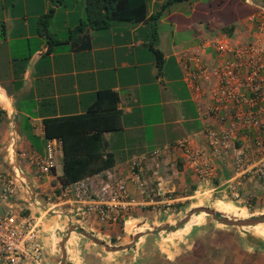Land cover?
Wrapping results in <instances>:
<instances>
[{
    "label": "crops",
    "instance_id": "1",
    "mask_svg": "<svg viewBox=\"0 0 264 264\" xmlns=\"http://www.w3.org/2000/svg\"><path fill=\"white\" fill-rule=\"evenodd\" d=\"M164 1L147 0V16L156 13V6L161 7ZM199 2L201 0L175 1L188 4L185 8L181 6L186 9L185 14L174 10L168 12V19L181 15L191 21L205 22L211 30L208 19L212 17L206 19L208 13L202 6L200 11ZM218 5L223 10L211 19L216 22L214 33H197L194 43L188 47L174 44L170 50L168 47L163 50L154 45L162 53L159 68L149 46L152 43L149 22H121L106 30L88 29L70 40V30L84 19V0H60L58 3L53 0H0V109L4 111L0 118V171L17 177V190L10 198L16 210L40 222L37 242L43 250L42 264H60L61 260L63 264H102L99 249L104 247L85 237L81 230L110 246L129 244L134 234L152 231L141 235L128 248L104 249L105 253H111L106 256L108 260H119L114 264H264L262 226L254 228L256 235L253 232L235 234L231 228L237 226H216L213 218H207L210 215L198 212L174 230L161 229L164 225L175 226L170 222L181 218H176L177 215L183 213L185 217L197 206L210 207L222 214L236 212L245 216L251 205L256 208L259 202H264L261 186L254 182L242 186L240 199H232L227 188L229 172L222 168H217L213 178L200 180L186 154L175 145L179 139L189 137L193 147H201L203 126L215 124L214 117L204 118L198 112L200 103L205 107L210 102L204 95L210 84L199 80L202 93L199 97L195 86L186 79L187 70L204 64L211 68L222 59V54L213 47L202 48V42L214 39L229 46L247 43L254 35V16L264 0H218ZM50 9L54 12L48 28L62 43L51 47L39 34L37 25L38 18ZM161 15L158 20L162 19ZM170 63L178 70L173 78L162 69L163 64ZM159 75L166 84L184 81L195 116H185L183 108L188 99L179 97L175 87L160 83ZM103 88L118 93L123 127L104 133L115 163L91 178L95 183L127 179L130 198L135 204L129 214L115 223L104 222L95 214H76L68 200L46 201V197L56 194L61 186L56 181L62 171L61 150L56 155L55 174L39 173L20 154L43 156L47 139L43 120L85 112L96 92ZM172 102L177 107H173ZM172 107L178 108L180 118L169 121L167 115L174 113ZM167 145L170 149L161 156L162 166L155 181L151 180L152 160L144 162L142 176L148 184L146 193L141 194L128 179L130 164ZM147 196L153 199V205H146ZM163 200L169 206H157ZM4 204L0 196V215ZM168 209L172 213H167ZM138 223L141 225L137 226ZM147 224L153 228L142 231L141 227ZM70 226L76 228L68 232ZM160 232L169 233L161 235ZM65 236L68 237L64 242L63 258L60 244ZM149 236L155 243L154 248L143 251V241ZM188 252L192 256L188 254L190 259L182 261V255Z\"/></svg>",
    "mask_w": 264,
    "mask_h": 264
},
{
    "label": "built area",
    "instance_id": "2",
    "mask_svg": "<svg viewBox=\"0 0 264 264\" xmlns=\"http://www.w3.org/2000/svg\"><path fill=\"white\" fill-rule=\"evenodd\" d=\"M254 18V35L245 44L229 46L214 39L202 42V48L213 47L222 54V59L211 68L204 64L187 70L186 79L195 86L199 97L202 95L199 80L210 84L204 94L210 102L205 107L200 103L198 112L204 118L214 117L215 124L203 126V145L199 148L192 146L189 137L175 142L200 180L213 178L217 168L227 170V188L232 199H240V189L247 182L259 184L264 199V5ZM169 149V145L163 146L130 164L128 179L141 194L146 193L148 184L142 176L144 162L152 160L151 180L155 181L162 166L161 156ZM60 150L59 139L47 138L43 156L20 154L39 173L50 174ZM16 180L15 175L0 171V196L5 203L0 215V264H42L43 250L37 242L40 222L22 216L10 201L17 190ZM54 199L70 201L76 214H95L112 223L124 218L135 206L127 179L118 178L98 183L91 177L83 178L60 186L56 194L46 197L50 203ZM164 200L162 203H166ZM144 201L146 205L154 204L149 196Z\"/></svg>",
    "mask_w": 264,
    "mask_h": 264
},
{
    "label": "trees",
    "instance_id": "3",
    "mask_svg": "<svg viewBox=\"0 0 264 264\" xmlns=\"http://www.w3.org/2000/svg\"><path fill=\"white\" fill-rule=\"evenodd\" d=\"M59 1L55 0L56 3ZM175 1L180 0H165L160 10L147 16V0H84V19L70 30L68 37L74 40L88 29L106 30L121 22H149L152 34H156L154 21L159 19L161 11ZM53 12L50 9L37 20L38 32L50 47L61 44L48 28ZM154 45L152 42L149 46L160 68L162 53ZM118 103V93L110 88H103L96 92L94 101L85 112L52 116L43 120L45 137L61 141L62 171L56 176V181L61 186L103 173L114 165V155L108 151L104 133L118 131L123 127V112ZM3 116L4 111L0 109V118ZM52 173L55 174V168Z\"/></svg>",
    "mask_w": 264,
    "mask_h": 264
},
{
    "label": "rangeland",
    "instance_id": "4",
    "mask_svg": "<svg viewBox=\"0 0 264 264\" xmlns=\"http://www.w3.org/2000/svg\"><path fill=\"white\" fill-rule=\"evenodd\" d=\"M217 1L218 0H201V2H199L200 3V5H199L200 6V11H201V6H202L203 9L205 8V10L208 13V15L206 16V19L212 17V18L208 19V21L211 23V28H212L211 30L208 27H206L205 22L191 21L189 19L184 18L181 15L175 16L174 18H171V20L168 19V15H169L168 12L171 13L174 10H179V11H182L185 14V10L186 9L184 10V8L188 5L187 3H173V4L169 5V6H167L165 8L166 9L165 11H161V14H162L161 15L162 19L161 20H155L154 21L155 22V26L157 27L158 34H156V37H155V34L151 33V35L149 36V40L151 42H153L155 45L157 44V46H159V48L161 47L163 50H165L167 47L170 50V47L172 45H174V44L178 45V46H184V47L191 46L194 43L195 35L197 33H204V34H206V33L207 34L214 33V26H215L216 22L214 20H211V19L214 18L213 16H217L220 13H222V10H223V9L218 8L219 5L217 6ZM53 2H55V0H53ZM227 5H228V3L226 4V6ZM181 6L184 7V8L182 9ZM156 7H157L156 10H160L159 6H156ZM199 15L204 16L203 14H199ZM196 16H197V14H196ZM32 21L33 20L31 19V22ZM148 28H150V23H148ZM62 36H64V34H61V37ZM162 69L165 70L167 75H169V77H171V78H173L174 75L177 74L176 72H178L176 66H174L171 63L167 64L166 66H164V64H163ZM159 76H160V83L165 84V85H167L169 87H175L176 94L179 97H183V98L188 99L187 103L184 104L185 106L183 108L184 112H185V116H190V115L191 116H195V112L192 109L193 103H191V101H189V94L186 91V87H185L184 81L180 80V81H177L176 83L172 82L173 84L171 82H167V84H166V83H164V80L161 79V75H159ZM154 95H155V91H154V88H153L152 96H154ZM172 105H173V107H177L176 104H174L173 102H172ZM154 110H155V108H154ZM173 110H174V108H173ZM179 118H180V116H179L178 108H175L174 113L171 116L167 115V119L169 121L176 120V119H179ZM178 136L179 135H177V137ZM57 168L59 169L60 166L58 165ZM174 203H176V201H174ZM253 205H251V207L248 208L247 214L245 216H240L236 212H234V213H232V212H224V211L223 212H224V214H226L228 216L234 215L236 217H248V216H251V215H256V214H260V213L264 212V202H259V204L256 205V208H253L254 207ZM154 206H156V205H154ZM157 206L165 208V207H167L169 205H167L166 203H159ZM149 207L151 209V207H153V206H149ZM167 213H172V210L168 209ZM162 214H165V213L162 211ZM179 216L181 218H183L184 214L181 213V214L177 215L176 218H179ZM207 218L212 220L211 216H209ZM180 219H176L177 221H172L170 223L172 225H175L176 222H178ZM148 222H150V221H148ZM212 222L216 226H224V225H221V224L217 223V221L213 220ZM138 225H141V224L138 223L137 226ZM149 225L150 224L142 226L141 227L142 231L151 230L153 227H151ZM256 226L264 227V223H260V224L254 225V226L234 227V228L233 227L232 228L231 227H227V228H231V230H234L233 233H235V234H248L249 232H253L256 235V231L254 230V228ZM167 233H169V232H160L161 235H165ZM257 235H259V234H257ZM146 238H147V239H145L146 241H143L144 242L143 243L144 246H143V249H142L143 251L153 249L154 248V244H155L154 241L153 242L151 241L152 236H149V237H146ZM99 250H101L102 256H103V263L102 264H114L113 263L114 261H119L117 259L108 260L106 258V256H108L111 253H105L104 252L105 251L104 248H101ZM184 254H186V253H184ZM188 254L190 256H192L188 252L186 255H182L181 260L182 261H185V260L188 261L190 259ZM143 264H149V263H145L144 262Z\"/></svg>",
    "mask_w": 264,
    "mask_h": 264
},
{
    "label": "water",
    "instance_id": "5",
    "mask_svg": "<svg viewBox=\"0 0 264 264\" xmlns=\"http://www.w3.org/2000/svg\"><path fill=\"white\" fill-rule=\"evenodd\" d=\"M198 212H204L205 214L210 215L215 221H217L223 225H227V226L245 227V226L257 225V224L264 222V213L256 215V216L246 217V218H237V217H229L225 214L218 213L216 210H214L210 207L197 206V207H194L191 210H189L187 212L186 216L184 218H182L179 222H177L175 224V226L164 225L161 227V229L174 230L175 227H179L182 223L186 222L190 218L191 215L198 213ZM75 228H76V226H70L68 228V232H70L71 230H74ZM80 232L85 237H87L92 242H94L95 244L103 246L106 251H120L122 249L128 248L131 244L135 243L136 240L141 235H143L144 233H148V232H152V231L138 232V233L133 235L131 243L119 245V246H110V245L106 244L105 242H103L102 240L93 237L91 234H89L83 230H81ZM67 237L68 236H65V238H63V240L61 241V244H60L61 250L63 251V258L65 257L64 242L66 241ZM63 263H64V260H61L60 264H63Z\"/></svg>",
    "mask_w": 264,
    "mask_h": 264
}]
</instances>
